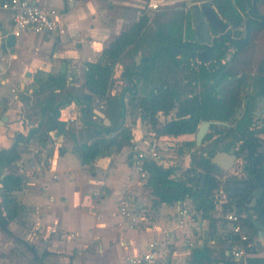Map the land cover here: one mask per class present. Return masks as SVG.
I'll return each mask as SVG.
<instances>
[{"label": "crops", "instance_id": "0c3cea01", "mask_svg": "<svg viewBox=\"0 0 264 264\" xmlns=\"http://www.w3.org/2000/svg\"><path fill=\"white\" fill-rule=\"evenodd\" d=\"M31 1L60 10L64 25L63 31L54 33L16 34L9 12L0 10V31L8 34L0 37V149L18 147L21 157L5 168V173L15 171L23 176L22 188L15 192L23 210L9 224L19 241L0 230V244H6L5 251L21 246L31 258L30 264H131L129 258L141 254L150 242L157 241L154 259L144 264H193V251L199 245L209 246L212 252L205 264H224L222 256L231 258L236 244H231L232 239L227 238L236 235L230 232L224 205L215 208L216 228L213 229L209 219L202 216L188 197L173 205L153 204L146 194L147 177L142 178L134 167L135 154L130 145L98 156L91 165L80 161L74 151L76 144L93 140L83 114V107L88 104L83 98L60 108L58 120L66 123L64 132L48 131L47 142H41L39 134L26 140L19 137H26L31 128L38 125L41 111L36 103L48 96L47 92L35 94L39 88L33 85L37 72L66 74V87L56 91L65 97L76 91L90 93L84 86L85 62L100 60L103 50L142 14L149 17L147 28L151 24L163 26L168 21L167 15L163 14L164 18L163 15L156 17L153 12L149 14L144 7L146 0ZM192 1L204 4L206 0ZM262 3L260 7L264 10ZM176 9L180 11V6ZM183 20L185 29L187 19ZM155 27L151 40L146 30L142 45L129 46L114 67L109 95L114 100L121 98L126 109L130 96L126 90L130 85L126 69L140 62L141 49L146 45L147 50L152 49V44L160 40L159 33L167 35L160 27ZM192 29L191 22L190 33ZM9 34L15 36L13 43ZM169 49L166 47V51ZM63 61L66 62L64 73L61 72ZM141 83L138 81V85ZM91 94L92 108L103 111L111 121L107 126L104 118L94 113L96 125L93 127L102 129L101 134L93 131L94 135L107 136V128L116 133L119 116L111 118L106 112V101ZM3 116L7 119L3 120ZM124 121L131 124L129 115ZM178 137L168 138L176 142ZM136 140L137 135L133 142ZM183 145L188 154L191 148ZM186 163L187 167L191 164ZM122 201L130 203L138 220L121 212ZM182 206L195 209L196 220L187 219L184 226H179L178 210ZM252 234V248L245 256L246 262L264 264V242L258 230ZM188 240H193L195 245L190 246Z\"/></svg>", "mask_w": 264, "mask_h": 264}, {"label": "trees", "instance_id": "16d2710c", "mask_svg": "<svg viewBox=\"0 0 264 264\" xmlns=\"http://www.w3.org/2000/svg\"><path fill=\"white\" fill-rule=\"evenodd\" d=\"M237 4L242 5L244 0H234ZM227 6H230L232 0H225ZM187 21L191 25L190 14ZM149 17L142 14L128 29L122 31L108 47L103 50L102 58L98 61L85 62V88L93 94H96L103 101H106L108 107L107 113L111 118L119 116L120 123H116L117 131L113 134V129L107 128V136L94 135L92 127L96 125L93 116L91 104L83 107V114L88 125V133L91 142L77 143L74 151L77 153L83 164L91 165L100 155L109 154L112 150L119 151L124 146H132L134 133L131 124H125L126 115L130 114L131 108H138L141 112L138 118L142 121L149 122L159 135L168 137H177L183 134H196L199 124L203 120L226 121L229 125L216 124L211 126L213 132H208L204 141L211 139L215 134L219 136L214 139L211 149L202 153L198 165L191 164L184 168L180 166H164L158 162H145L144 168L148 172L147 178V196L153 204L167 203L173 205L185 198H190L202 216L209 219L210 227L216 228V219L214 211L216 208V193L221 186L218 175L214 172L215 164L210 157L219 150H228L235 141H230L223 148L217 149V143L222 137L233 135L237 137L241 144L237 147L239 157L248 160L244 165L245 177L242 182L246 183L245 195L242 198L235 199L231 194L230 201L235 202L239 207L247 209L249 212L248 219L243 224L247 239L244 241L246 251L251 250V243L254 238L252 233H256L249 206L252 199V192L258 187L264 190V152L258 151L260 139L257 137L256 130H250L252 119L247 110L240 118L236 117L238 109L242 106V83L244 70L241 67H251L250 55L246 51L256 48V34L253 31L250 41L247 43L245 51L236 52L231 61L222 63L205 64L201 63L195 79L200 82L199 90L184 95L179 89L164 85L158 90L147 91L142 87L152 81V74L156 70L158 60L162 50H166V44L178 45L177 39L170 35L159 33L160 40L152 44L149 55H143L139 64L129 67L125 71L126 78L130 85L126 88L130 92L128 107L124 106L122 99H113L109 95V88L114 67L121 58L123 52L131 45L141 46L145 40L144 36L147 30ZM264 30V29H263ZM193 31V29H192ZM264 32V31H263ZM263 32H258L263 33ZM257 34V35H258ZM172 57L176 60L171 49ZM245 53V54H244ZM229 79H236V85L227 87L226 82ZM138 81H142L138 85ZM66 74H52L47 71H39L35 75L33 85L39 86L35 94L47 92V97L39 100L36 104L41 111V119L37 126L32 127L30 133L21 139H29L39 134L41 142H47L50 135L48 131L66 130V123L59 121L60 108L71 103V101L81 98L75 94L65 97L61 92L66 87ZM259 87L264 86V75L259 76ZM142 91V92H141ZM147 92V93H145ZM264 92V88L261 89ZM114 104V106H113ZM115 107V108H114ZM130 109V110H129ZM175 111V117L159 125L158 115L160 112L169 114ZM117 111V112H116ZM124 122V123H123ZM45 129L46 131H42ZM264 131V130H263ZM222 132L224 135H222ZM185 145L192 147L197 145L195 140H186ZM236 146V145H235ZM21 157V151L17 146L0 149V230L15 241L19 238L13 234L10 229V222L18 218L23 210L22 204L18 201L15 192L20 190L23 185V176L15 171L5 173V168L11 167ZM264 192L263 197L254 207L258 218L264 220ZM229 202H224V209L229 208ZM231 244L235 243L234 239ZM31 249L32 246L28 245ZM36 256V251L33 252ZM224 254V253H222ZM212 252L209 246H197L193 251V264H205L211 259ZM224 264H235L231 258L222 256Z\"/></svg>", "mask_w": 264, "mask_h": 264}, {"label": "rangeland", "instance_id": "374dc122", "mask_svg": "<svg viewBox=\"0 0 264 264\" xmlns=\"http://www.w3.org/2000/svg\"><path fill=\"white\" fill-rule=\"evenodd\" d=\"M197 1V0H195ZM144 3V7H145ZM183 1L180 2H169L168 4L164 5V7L157 11H152L153 14H156V17L167 15L168 21L164 22L163 26H158L154 24L158 28L160 27L161 30H164L168 35L172 38L177 40H182L184 37L190 38L192 37L191 32V25L187 21V26L185 29L183 28V13H181L176 6L183 5ZM170 9V12L168 10ZM175 8V9H174ZM147 10V8H145ZM165 10L168 13H165ZM149 14L152 12L148 11ZM163 15V16H164ZM165 18V16H164ZM163 18V19H164ZM159 24V23H158ZM154 25L151 24L150 28H147L148 32L150 33L148 36L150 40L153 38V28ZM160 25V24H159ZM171 46V45H170ZM148 47V45H146ZM146 47H142V56L149 55L150 50H147ZM171 49V47H169ZM174 56H176V60L172 57L170 51H163L162 55L160 56L156 70L152 74V81L149 84H145L142 87L146 88L147 91H154L158 90L164 85L173 86L179 89L184 95H188L190 93H194L199 90L200 82L195 79L197 72L199 70L200 64L195 60L189 59V57L182 55V51L180 50H173L172 51ZM246 55H250L251 60V67H241V71L244 70L245 74H243V83L241 85V96H242V103L245 102L246 99L250 98L252 95L256 94L259 89V76L264 73V43L263 41L257 42L256 48L252 47L250 51H246ZM245 54V53H244ZM141 56V57H142ZM137 63L135 62V65ZM139 64V62H138ZM209 64V63H208ZM227 87H233L236 85V79H229L226 82ZM142 92V91H141ZM147 93V92H145ZM130 110V109H129ZM175 109L172 110L169 114H163L162 112L159 113V125L164 124L166 121L175 117ZM140 110L138 108H131L130 110V120L133 123V133L134 136L137 135L138 139H152L154 137L159 138L157 136L154 127L149 122L142 121L138 118V114H140ZM244 113V108L241 106L236 114L237 118H240ZM264 126V117L262 118H253L252 123L250 125V130H258ZM209 132H213L210 128ZM215 135L206 141H203L201 145H193L189 153L187 154V149L183 148V143L185 140H195L194 134L189 135H180L176 138L177 149L174 153L178 155V157L173 158L174 165L180 166L181 168L187 167L188 163L186 162H193L194 164L198 165L200 156L202 153H206L209 149H211L214 139L219 136V133H214ZM257 137L260 139V146L258 147V151L264 152V132L260 133L256 131L255 133ZM222 135L224 133L222 132ZM230 141H235L236 147H239L241 141L233 136L230 135L228 137H222L219 142L217 143V149H221L228 144ZM182 144V145H181ZM220 151V150H219ZM182 154V156L180 154ZM170 161V160H167ZM248 160L239 157L236 159L234 165L229 170H223L217 166L214 168V172L218 175V178L221 182L220 188H223L224 193L222 196L220 192L217 191L216 198L221 196L224 198V195L228 197L230 200V183H243L242 180L245 177L244 165L247 164ZM198 217V216H197ZM1 242V237H0ZM6 244H0V264H30L31 258L29 255L26 254V251L21 249V246L16 245L9 251H5ZM159 251V250H158ZM157 251V253H158Z\"/></svg>", "mask_w": 264, "mask_h": 264}, {"label": "built area", "instance_id": "2783aa9c", "mask_svg": "<svg viewBox=\"0 0 264 264\" xmlns=\"http://www.w3.org/2000/svg\"><path fill=\"white\" fill-rule=\"evenodd\" d=\"M186 0H146L145 8L148 11H157L164 7L169 2H180ZM0 10L9 12L13 31L16 34L22 32H32L37 34H48L57 31H63V13L54 7H43L31 0H0ZM159 138H152L149 140L138 139L133 142L132 148L135 154V169L140 173L142 178H148V172L144 168L145 162H158L164 166H173V158L177 157L174 153L177 149L175 141L170 140L167 135H159ZM170 160V161H167ZM220 195L224 193L223 188L218 190ZM216 198V208L224 205V202H229V208L225 211L224 217L230 224V232L238 236L235 239L236 244L231 250V258L235 264H247V251L244 241L247 235L244 231L243 224L249 217V212L245 208L239 207L235 202H231L228 197L224 195ZM121 212L131 217L134 221L138 220L134 214V210L129 202L122 201L120 204ZM196 210L187 206H182L178 210L177 222L179 226H184L186 220L194 222L196 220ZM190 246H194L193 240H188ZM158 242L152 241L148 244L146 250L141 254H136L129 258L131 264H144L145 262L154 259V250L157 248Z\"/></svg>", "mask_w": 264, "mask_h": 264}, {"label": "flooded vegetation", "instance_id": "af4514ba", "mask_svg": "<svg viewBox=\"0 0 264 264\" xmlns=\"http://www.w3.org/2000/svg\"><path fill=\"white\" fill-rule=\"evenodd\" d=\"M224 1L225 0H206L202 2L213 7L217 20L223 23V27L211 26V31L213 33L212 43L204 49L201 48V45H197L196 50L193 51V47L195 46V44L192 43L193 32L192 37H184L183 40H179L177 44L180 46L182 55L199 62V64L218 63L219 60H221L222 63H227L231 61L236 52L245 51V46H247L251 36H253V31L257 32V34L259 30L260 32L264 31V10L260 7L262 2V4H264V0H257L256 10L253 9L254 0H248V3L244 0L242 5L232 0L233 3L230 6H227L228 4ZM180 12L184 13L183 18L185 19L188 18L190 13L189 9H187V7L185 8V4L180 6ZM247 22H249V27L247 26ZM257 34L255 37L257 38L256 42L263 41L264 35L262 33ZM187 41L191 43H187ZM202 51H208L210 53L209 60L206 62L201 61V58L204 56L202 55L201 57L199 54ZM262 75H264V73ZM262 88H264V86ZM262 88L259 87L256 94L242 103L244 113L249 110V116L252 120L253 118L264 117V92H261ZM263 130L264 126L256 131L260 134L264 132ZM240 190L239 187L236 188V194L233 195L235 199L242 198L245 195L246 187L242 189V191Z\"/></svg>", "mask_w": 264, "mask_h": 264}, {"label": "water", "instance_id": "95a60500", "mask_svg": "<svg viewBox=\"0 0 264 264\" xmlns=\"http://www.w3.org/2000/svg\"><path fill=\"white\" fill-rule=\"evenodd\" d=\"M246 3H248V0H245ZM257 0H254V10H256L257 6ZM189 9L190 15H191V22L193 26V40L192 43L195 44L193 47V51L196 50L197 45H201V48L204 49L205 47L210 46L213 39V33L211 31V26H222L223 23L217 20L215 11L213 7L209 4H200V2H194L192 0H188L185 3V8ZM247 26L249 27V22H247ZM8 35L6 32L0 31V37ZM9 39L11 43L14 42L15 36L14 34H9ZM187 43H191L190 41H187ZM166 47H171V50H180L179 45H172L166 44ZM199 55H202L204 57L201 58V61H208L210 57V53L208 51H202ZM65 66L66 62L63 61L61 66V72H65ZM78 97L83 98L85 101H87L88 104H91L92 102V94L82 91H76L75 93ZM93 112L96 114L95 116H101L104 118V123L107 126L111 125V121L109 117L106 116V114L101 111L98 108L93 109ZM7 116H3V120H6ZM220 124V125H229L226 121H219V120H203L198 126V129L195 134V139L197 145H201L204 141V138L206 137L207 133L210 131L211 126ZM93 131L96 134H101L102 129L99 127H93ZM115 132V131H114ZM115 134V133H113ZM108 136V134H107ZM237 147L235 145H232L228 150H220L217 151L214 155L210 157V160L213 164H215L217 167L223 169V170H229L235 163L236 159L239 158V155L237 154ZM239 187L242 191L246 187L245 183H230V194L234 195L236 194V188ZM239 191V192H240ZM263 188L258 187L252 192V199L249 204L251 207L250 212L252 214L251 221L254 225V227L258 230V236L261 240L264 242V220L261 218H258L257 213H255L254 207L257 205L258 201L262 198L263 195Z\"/></svg>", "mask_w": 264, "mask_h": 264}]
</instances>
